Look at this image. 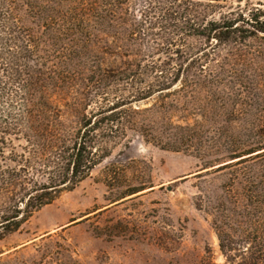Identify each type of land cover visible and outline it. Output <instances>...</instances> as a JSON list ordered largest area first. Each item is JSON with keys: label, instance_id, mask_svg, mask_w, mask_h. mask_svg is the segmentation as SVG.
Here are the masks:
<instances>
[{"label": "trees", "instance_id": "1", "mask_svg": "<svg viewBox=\"0 0 264 264\" xmlns=\"http://www.w3.org/2000/svg\"><path fill=\"white\" fill-rule=\"evenodd\" d=\"M241 2L0 0V238L137 137L225 173L219 250L264 264V7Z\"/></svg>", "mask_w": 264, "mask_h": 264}, {"label": "rangeland", "instance_id": "2", "mask_svg": "<svg viewBox=\"0 0 264 264\" xmlns=\"http://www.w3.org/2000/svg\"><path fill=\"white\" fill-rule=\"evenodd\" d=\"M238 5L203 7L217 19ZM213 169L132 137L73 191L0 238V264H226L211 214L228 177ZM135 187L141 191L130 195Z\"/></svg>", "mask_w": 264, "mask_h": 264}]
</instances>
